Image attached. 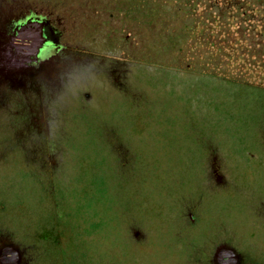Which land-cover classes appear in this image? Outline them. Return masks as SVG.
<instances>
[{
  "label": "rangeland",
  "instance_id": "obj_1",
  "mask_svg": "<svg viewBox=\"0 0 264 264\" xmlns=\"http://www.w3.org/2000/svg\"><path fill=\"white\" fill-rule=\"evenodd\" d=\"M109 1L0 0V26L27 2L87 21L76 42L98 61L49 68L38 102L0 72V242L31 264H212L223 245L264 264V89L163 68L182 1ZM83 79L106 111L81 109Z\"/></svg>",
  "mask_w": 264,
  "mask_h": 264
},
{
  "label": "trees",
  "instance_id": "obj_2",
  "mask_svg": "<svg viewBox=\"0 0 264 264\" xmlns=\"http://www.w3.org/2000/svg\"><path fill=\"white\" fill-rule=\"evenodd\" d=\"M176 1H182L179 9L169 11L163 21L166 54L175 61L163 68L264 89V0ZM157 3L156 13L161 7ZM2 77L14 90H22L10 77Z\"/></svg>",
  "mask_w": 264,
  "mask_h": 264
},
{
  "label": "flooded vegetation",
  "instance_id": "obj_3",
  "mask_svg": "<svg viewBox=\"0 0 264 264\" xmlns=\"http://www.w3.org/2000/svg\"><path fill=\"white\" fill-rule=\"evenodd\" d=\"M112 3V0L109 1ZM27 2V4L22 3V6L17 8L16 12H14L10 16V20L5 19L8 22L2 23L0 26V55L4 54L7 50L9 53H7V65L9 66V70L5 71L4 69L0 68V72L2 73V76L10 77L14 75H20L22 79L16 80V78H12V80L17 83L22 89H27V94L24 96H32V100L38 102L34 95V93L38 94L39 97H42V87L40 85V81L38 83L39 77H41L42 74H45L49 68H52L55 64H58L61 60H63L64 63L71 60L73 55H81L80 57L87 61H91V63H96L95 65H90L88 72L92 73L95 72V70L98 67V61L90 58L89 52L94 51L91 48L87 46H80L76 41H80L79 31L82 29L83 26L87 24V21L85 20H78V19H69L67 16H64L62 13H57L55 9H51L49 5H44L43 2L40 4H34ZM50 4V3H48ZM108 5V4H107ZM108 7V6H107ZM109 11H106V13ZM108 23H103V26L107 25ZM114 32L111 29V33ZM79 35V36H78ZM132 35L128 34V38H130ZM128 44V43H127ZM33 45H36L39 47V54L37 63L34 62L32 64H19V61L16 60V53L17 48L22 49L23 53H28L30 51V48H32ZM129 49V47H128ZM11 50V51H10ZM124 55V54H123ZM108 57H113L112 54H107ZM117 56V55H116ZM115 56V57H116ZM129 55H127L128 58ZM25 57V56H24ZM119 58V57H118ZM125 58V57H123ZM121 59L126 60V59ZM35 57H32V60H34ZM125 63V62H124ZM87 72V73H88ZM118 72L116 69L114 71L107 72L106 76L110 77V83L113 86V88L116 90H121L123 88V84L126 82H120L118 79L115 78V73ZM123 74L125 71H121ZM128 73L129 70H126ZM88 73V74H89ZM78 75L74 76L78 79ZM83 78V77H82ZM107 78V77H106ZM3 80H5L2 77ZM105 79V78H104ZM114 80V81H112ZM83 83H77L76 81H73V84L75 85V88H77V85L81 87V85H88L87 81L84 79L81 80ZM94 82L90 83L88 86L92 88V91H83L81 92V96L83 97V103H81V109L86 111L87 114H98L99 111H97V107H99L101 110L100 112H103L107 110V108H101L98 104V100H102L100 96L94 94V90L96 91V87L93 84ZM111 86V87H112ZM107 90V89H106ZM35 91V92H34ZM33 92V94H31ZM25 94V92L23 93ZM74 97L77 99L78 95L75 90V93H73ZM80 95V94H79ZM77 96V97H76ZM78 100V99H77ZM35 102V103H36ZM102 102V101H101ZM35 103H32L34 106ZM32 111H36L35 109H31ZM30 112V113H31ZM100 122L97 121V115L95 117V123L96 127H100ZM209 156H207V165L210 170L211 178H213L214 175V157H212L211 153L208 152ZM211 156V157H210ZM254 158V156H252ZM210 159H213L210 161ZM210 161V162H209ZM206 165V166H207ZM213 165V166H212ZM251 167L255 168L257 166H254V164H251ZM222 168H224L222 166ZM220 169V166H219ZM218 170V167L216 171ZM224 181L223 176L220 177V180H218L217 183L214 182V184L220 185ZM263 203H260V206L258 207V211L260 209H263ZM264 211V209H263ZM264 214V213H263ZM191 222L197 223L196 217L190 215ZM194 224V225H195ZM140 233L137 232L135 234V237L137 239V243H140L141 239ZM39 237V236H38ZM8 247H15L20 250L21 258L19 264H31L32 258L30 256H27L25 252H23L18 246L10 243V242H0V264H14L11 259L12 255L7 254L6 250ZM223 247H228L226 245H223L221 247H218L215 253L213 254L211 258L212 264H246L245 260H243L241 254L237 253L238 260L235 263H231L230 259L223 258L222 260L219 259V251ZM31 249V248H30ZM32 249H35V246H32ZM37 249V247H36ZM27 253V252H26Z\"/></svg>",
  "mask_w": 264,
  "mask_h": 264
},
{
  "label": "water",
  "instance_id": "obj_4",
  "mask_svg": "<svg viewBox=\"0 0 264 264\" xmlns=\"http://www.w3.org/2000/svg\"><path fill=\"white\" fill-rule=\"evenodd\" d=\"M39 47L36 45H33L32 48H30V51L28 53H23L22 49L17 48V53H16V60L19 61V64H32L34 62L37 63L38 59V54H39ZM11 51V50H10ZM7 53L9 51L7 50L4 54L0 55V68L4 69L5 71L9 70V66L7 65ZM25 56V57H24ZM32 57H35L34 60H32ZM7 254H11L12 257L11 259L14 262V264H19L20 263V258H21V253L18 248L15 247H8L6 250ZM223 258H228L230 259L231 263H235L238 260V255L237 252L230 247H223L219 251V259L222 260Z\"/></svg>",
  "mask_w": 264,
  "mask_h": 264
}]
</instances>
